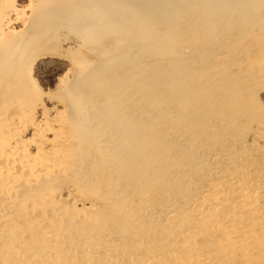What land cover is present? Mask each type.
<instances>
[{
    "label": "bare ground",
    "instance_id": "1",
    "mask_svg": "<svg viewBox=\"0 0 264 264\" xmlns=\"http://www.w3.org/2000/svg\"><path fill=\"white\" fill-rule=\"evenodd\" d=\"M0 264H264V0H0Z\"/></svg>",
    "mask_w": 264,
    "mask_h": 264
}]
</instances>
